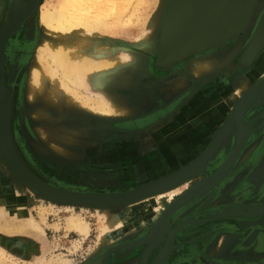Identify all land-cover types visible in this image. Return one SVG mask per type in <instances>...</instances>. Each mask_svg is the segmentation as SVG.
<instances>
[{"label": "rangeland", "instance_id": "1", "mask_svg": "<svg viewBox=\"0 0 264 264\" xmlns=\"http://www.w3.org/2000/svg\"><path fill=\"white\" fill-rule=\"evenodd\" d=\"M14 1L16 0H0V36L5 26L13 21ZM23 1L26 3L29 0ZM64 1L38 0L32 12L44 2L61 6ZM206 1L200 11L205 18L200 21L201 24L196 25L204 29L201 31L190 29L193 27L191 25L193 20L188 21L186 13L179 18L181 22L188 21L186 24H181L176 19L179 12L183 13V7H187L186 0H111L112 4L108 0H82L84 4L82 18L88 23L87 29L90 30L91 27L94 35L111 42L117 52L119 50L131 54V61L125 64L126 70L132 77L130 84L122 87L111 84L107 88L111 97L128 108L127 114L112 120L88 117L84 111L77 109H70L68 113L62 114L55 105L43 109L42 105L36 104L32 108L25 103L23 94L26 70L33 44L32 36L28 34L27 29L32 27L33 22L34 27L37 28L36 18L30 19V14L25 19L26 25L24 23L23 26L16 27L7 35L2 61L3 85L11 89L10 138L23 164L33 172L37 170L38 172L35 171L37 174L42 175L57 188L92 194L98 192L114 194L133 190L146 181L149 171L144 168V164L150 160L153 163L154 157L158 158L161 170L166 174L182 169L183 167L174 169L177 165L171 167L173 162L169 161L165 152L169 144L171 148H175L177 154L183 152L181 155L185 158V162L188 160L185 168L198 160L210 147L214 139L213 134L205 137V148L202 149L201 142L205 138L185 136L183 132L172 133L165 125L169 123V119L180 117L177 111L178 113L183 111L184 107H180L181 103L191 99L196 90L197 75L193 76L189 73L190 60L205 59L208 48L204 47L217 46L222 41L218 39L200 41L196 49L204 48L201 52L193 48L182 55L179 52L180 34L185 35V39L189 42L192 34L201 36L202 33L204 36L210 33L217 36V29L223 27V24L217 26L210 24L209 27L213 31L207 29L206 21L212 23L216 21L213 20L215 18L213 16L218 18L219 7L213 0ZM196 2L193 1L194 10L188 15L192 19L196 16ZM256 11L257 8L252 4L250 9L246 10L247 19L251 17L252 20ZM263 12L264 10L255 19L257 22L251 31V42L244 50L248 65L243 67L240 62L239 66L236 63L237 60L240 61L243 46H240L238 35H234L233 38L225 37L229 39L228 44L220 49L224 52L226 50L232 52L235 61H229L226 68L209 71L206 81L209 82L215 77L223 78L228 84V92L234 93L237 79L249 77L250 73L259 72L263 68L264 25L261 27L263 19L260 20ZM150 24L152 35L149 40H137L141 32ZM166 27L169 35L166 33ZM235 32L240 33L238 29H235ZM235 40L238 42H234ZM173 43L177 45H173L174 47L169 45ZM116 50L114 49L115 53ZM228 67L231 75H228ZM246 69L252 70L247 72ZM187 80V86L192 88V94L185 97L181 90ZM181 81L183 83L179 85ZM263 82L264 79L255 84V88L260 89L259 92L249 89L245 101L239 104L237 110L231 107L235 98L230 97L231 100L227 104H220L215 111L216 114L219 113L218 119L206 122L209 123L207 127L201 126L208 128L209 132L211 128H217L220 132L223 125L229 122L227 137H222L216 143V151L208 159L203 170L208 180L210 170L220 171L230 162L242 139L243 128L239 117L245 119L247 116L246 145L227 176L220 182H214L194 194L184 196L180 206L173 209L166 217L158 216L156 221L136 231L123 234L116 243L108 244L101 250H98L97 238L105 222L98 218L95 208L74 206L70 211L66 206L55 203L53 207L42 211L41 208L44 207H39L42 198L37 199V195L29 192L25 183L18 181L19 178L9 168L7 159L0 150V197L10 193L14 198L13 200L6 198L8 202L0 200V206L10 215H12L11 211L15 210L20 211L19 215L30 214L44 232V235L39 236L28 232L0 231V264H43L44 261L47 264L48 262L56 264L51 260L57 257L67 259L69 264H100L102 259H105L106 264H143L140 262L142 253L147 264H168V262L169 264H264V174H261L264 171V124L257 122L260 116L264 119ZM177 85L179 87L175 88ZM222 97L219 95L218 103H221ZM223 99L228 101L225 97ZM191 101L193 100H189L185 105ZM37 108L42 109L43 112L40 122L32 116V110ZM226 113L228 114L223 120ZM188 123L190 122L185 124ZM69 128L80 133L82 136L80 140L84 142L76 143L73 139H69L65 143V138L57 136ZM56 138L64 141L67 154L61 155L51 149L50 144ZM189 139L192 142L186 145ZM19 191L20 193H17ZM244 201L247 204L242 206ZM193 206V217L200 218L215 213H225L228 207L239 206L244 209L240 210L238 219L229 217L232 218L230 224H234V227L219 228L223 220L228 219L222 218L216 227L201 231L199 235L184 242L182 240L183 243L176 242L179 231H184L187 226L190 228L186 220L188 217L184 213ZM125 209L124 207L102 209V213L112 216L124 212ZM71 213L79 215L88 224L86 237L81 238L66 229L65 218ZM161 249L164 251L158 256Z\"/></svg>", "mask_w": 264, "mask_h": 264}, {"label": "bare ground", "instance_id": "2", "mask_svg": "<svg viewBox=\"0 0 264 264\" xmlns=\"http://www.w3.org/2000/svg\"><path fill=\"white\" fill-rule=\"evenodd\" d=\"M108 1L111 3V0ZM37 3L38 0L27 1L26 3L23 0L14 1L12 10L13 21L5 26V29L0 36V142L4 147L5 153L10 156L12 166H14V169L22 177H19L15 173L19 178L18 181L22 184L25 182L28 183L29 192L35 193L38 197L37 199L42 198V203L39 205V207H44L41 208L42 211L45 208L53 207V204L55 203L61 204L63 207L66 206L70 211L72 210L71 207L74 206H89L84 204H90L91 207L95 208L98 218H101L105 222L102 225L97 238L98 250H101L108 244L113 245L116 243L123 234L136 231L138 228L156 221L155 219L158 216L164 215L166 210L173 206L179 197L194 188L195 185H206L207 174L201 170H204L206 161L215 148L216 143L222 137H227L229 122L223 125L220 132H216L211 146L208 148L209 150L204 152V154L195 161L192 167L185 168L184 166H181L183 168L176 172L159 176L152 175L151 173L146 181L133 189L139 190L133 194H126L129 192L126 191L123 196L118 195L115 196L113 200H110L109 195L120 193L108 194L105 192H98L93 193L95 195L88 196V193L85 192H75L73 190L69 191L64 188L55 187L42 175L37 174L35 172L37 170L33 172L28 169V167L19 159L12 140L9 138L8 141L7 136L10 133L12 125L9 105L11 89L3 85L4 77L2 66L3 46L6 42L7 35L16 27L23 26L22 24L24 23L26 25L27 21L25 19L30 14L32 15H30V19H33L32 17L36 18L35 25L37 24V28L34 27L33 22L31 25L32 27L27 29L28 34L32 36L33 44L27 63V76L23 99L25 103L32 106V108H34L35 106L33 107V105L36 104L42 105L43 109L51 106L54 107L55 105L62 114L68 113L70 109H77L84 111L88 117L111 120L115 117L119 118L123 114H127L128 108L111 97L107 92V88L110 87L111 84H117L121 87L130 84L132 77L126 70L125 64L126 62L131 61L130 59L132 58L131 54H127L128 52L123 53L118 50V53L116 48H114L117 52L115 53L111 42L94 35L91 27L90 30L87 29L88 23L82 18L84 17V4L82 3V0H65L61 6L57 4H45L44 2L32 12ZM151 26L152 25L150 24L144 31H142L137 40L144 41L148 39L152 35ZM216 61L217 60L215 59L205 60L202 58L190 60L189 67L191 70L189 73L195 76L210 71L216 66ZM259 66L260 65H258V68ZM263 70L264 69L260 72L255 71L250 77L239 80L237 88L234 91L235 100L232 104L233 109L237 110L239 104L245 101L249 89H252L254 92H259L260 89L255 88V84L259 80L264 79ZM182 83L183 81H181L179 85H182ZM179 85L175 88L179 87ZM32 111V116L36 121L40 122L43 117L42 109L37 108ZM240 118V122L243 124L241 141L243 142L245 140V147L248 135L247 123L244 117L240 116ZM4 122H7L9 126L8 131L2 126ZM175 126L173 128H175ZM82 131L84 130L82 129ZM57 136L65 138V143L68 142L69 139H73L76 143L84 142V140H80V137H82L80 133H77L70 128L64 130ZM62 143H64L63 140L60 141V138H56V140L50 144V147L54 152L65 155L68 151L65 147V143ZM9 145L12 147L10 148ZM242 150L238 156H240ZM236 151L237 149L235 150V153ZM235 153H233V158ZM69 154L72 156L70 151ZM75 157H77V155ZM151 162V160L148 163L146 162L144 167L153 170L159 164L158 160L157 162ZM219 162L215 164V167ZM235 162L234 164H236ZM234 164L230 167L227 174L233 169L235 166ZM227 174H224L223 177H226ZM261 174L263 175L264 171H262ZM17 193H20V191ZM6 195L7 196L4 195V197H0V200L6 201L7 199H14L12 194L8 193ZM120 199L126 204L109 206ZM75 201L82 204H72ZM244 204H247V202L245 203L244 201L242 206H244ZM114 207H124L126 209L124 212H119L112 216L102 213V209ZM243 209L244 207L239 206H234V208L228 207L227 212L225 213H215L212 214V216L200 218L193 217V206V208H190V214L186 215V217H188L186 218L187 224L190 228L188 226L185 227L183 232H185V230H190L189 234H191V231L201 232L203 229L211 228L215 223H219L222 218L228 219L223 220L224 222L220 224L221 226H218L219 228H224L226 226L228 228L234 227V224H230L231 219L234 217L238 219L240 216V210ZM11 212L12 215L7 214L8 212L0 206V231H3L4 233L28 232L39 236L44 235L42 228L30 214H27V216L24 214L19 215V210ZM65 226L69 232H74L81 238L86 237L88 234V224L84 222L79 215L71 213L65 218ZM194 228L198 229L195 230ZM183 232L176 238V242L179 241V243H182L181 239L182 235H184ZM193 235L195 234H192V236ZM142 241L143 240H140V242ZM141 259L144 264H147L144 257ZM51 261L56 264H69L67 259L61 257L53 258ZM44 262L42 263L47 264V262ZM100 264H106L105 260H101Z\"/></svg>", "mask_w": 264, "mask_h": 264}, {"label": "crops", "instance_id": "3", "mask_svg": "<svg viewBox=\"0 0 264 264\" xmlns=\"http://www.w3.org/2000/svg\"><path fill=\"white\" fill-rule=\"evenodd\" d=\"M199 1H203V0H199ZM213 1H215L216 3H220V5H221V3L224 1H226L225 3H226V6H227V8H230V9H232V10H235V13L238 11V9H240V11H241V15H237L236 16V18H237V20H238V18H242L243 16H244V14L246 13V11L245 10H248V9H250V7H251V5L253 4V6L255 7V8H257V11L255 12V14L253 15V18H252V20L249 18V19H246L245 20V22H243L244 23V27H243V30L240 32V33H238V34H236V35H238L237 36V39L240 41L239 43H240V46H242L245 42H246V40H247V37L248 36H250V34H251V31H252V29H253V27L255 26V22H257V20H255V19H257L260 15H261V12L264 10V0H213ZM262 3V4H261ZM260 5V6H259ZM259 7V8H258ZM260 14V15H259ZM263 17H264V14H263ZM222 18V17H221ZM230 17H223L222 18V21H224V22H226L228 19H229ZM218 18H216L215 20V22H216V24L217 23H219V19L217 20ZM261 19H263L262 21H261V27H262V25H264V18H261ZM207 23L209 22V21H206ZM210 25V24H209ZM216 26V25H215ZM261 27H260V29H261ZM217 29V28H216ZM219 29V28H218ZM217 29V30H218ZM259 29V30H260ZM201 31H204V29L202 30V28L200 29ZM212 30V29H211ZM223 32L221 31H219L218 30V33H217V36H212V34H211V36H207V35H204V36H202V33H201V36H200V40H202V41H211V40H222L221 41V43L220 44H218L217 46H211V48H209V50H208V52H206L205 53V56H206V58H205V60L207 59V60H213V59H215V60H217L216 61V66L214 67V68H212L210 71H212V70H215V69H217V68H226L227 66H228V62L229 61H231V62H233V61H235V60H233V53L231 52H228V50H226L225 52L223 51V50H221L220 49V47H223V46H225V45H227L228 43H227V41H229V39L228 38H225V34L223 35L222 34ZM234 36V35H233ZM233 36H232V38H233ZM212 38V39H211ZM234 42H238L237 40H235ZM227 43V44H226ZM218 52V53H217ZM226 53H228V54H226ZM212 54V55H211ZM224 54V55H223ZM210 55V57H207V56H209ZM260 56H261V54H260ZM246 57V52H244L243 51V53H242V56L239 58L240 59V61H238L237 60V65L239 66L240 64H242L243 65V67H244V65L248 62V58H245ZM233 60V61H232ZM239 62H240V64H239ZM246 67V66H245ZM234 68H235V70L237 69L235 66H234ZM233 69V68H232ZM262 69H264V68H262ZM262 69H260V71H262ZM258 71V70H257ZM259 71V72H260ZM264 71V70H263ZM228 75H231V71H229V67H228ZM207 73H209V71H207V72H203V73H200L199 75H197L196 77H198V76H200V75H204V74H206L207 75ZM210 73H212V72H210ZM232 74H234V73H232ZM253 74V73H252ZM205 75V76H206ZM235 75V74H234ZM251 76V73H250V75H249V77ZM242 78H248V76H245V77H241L240 79H242ZM216 79V78H215ZM214 79V80H215ZM240 79H237L236 81H237V85H238V83H239V80ZM217 80V79H216ZM215 80V81H216ZM220 80V79H219ZM222 80H224V79H222ZM221 81V80H220ZM220 81H218V84L220 85L221 83H223V82H220ZM225 81V80H224ZM224 84H226V83H224ZM222 93V91H220L219 92V94H221ZM207 95V93H205V92H202V93H200V94H196V96L194 97V100H193V104H191L190 105V107H187V108H184L183 109V111H186V114H188V117H187V120H189V121H191V125L192 126H194V127H196V129H199V130H203L204 132L205 131H207L208 130V128H206L207 126H208V124L206 123L207 122V120H209V118H210V116H209V114H211V111H210V106H207L206 107V109H207V111H206V113L204 112V114L203 113H201V115H199V116H201V118H199L198 117V115H196V114H192L191 116H189L190 114H191V112H193V111H198V110H200V109H198V107H200L199 105H198V102H199V100L200 99H202L203 97H205ZM221 97H222V95H220ZM223 97H225L228 101H226V100H224L223 99ZM222 97V100L220 101V102H223V104H227V102H229V100H231L230 99V97H232L233 99L235 98V96H234V93L232 92V91H229V92H226L225 93V96H223ZM221 99V98H220ZM233 104V103H232ZM214 110H212V112H213ZM179 111H177V115H180V117L178 116L177 118H173L172 120L171 119H169L170 121H169V123H166V129H168L169 130V132H172V133H175V132H182V131H185V130H187V129H191V128H194V127H190V125H186L185 123H182L180 120L182 119V112H180V113H178ZM227 114V113H226ZM180 118V119H179ZM193 120H195V122L193 123ZM205 122V123H204ZM176 125V126H175ZM175 126V128H173ZM201 126H206V127H201ZM198 127V128H197ZM213 130V131H212ZM174 131V132H173ZM212 131V134L216 131V129H210V132ZM208 132H209V130H208ZM205 135H207V134H203L202 135V137L203 138H205L204 136ZM215 135V133L213 134V136ZM208 136V135H207ZM190 141H187L185 144L186 145H189L192 141H191V139H189ZM207 141H208V139H207ZM206 143V138L201 142V148L203 149V148H205V144ZM201 149V150H202ZM165 151V150H164ZM166 154H167V156L169 157V161L170 162H173L172 163V165H171V167L173 168L174 166H176V167H174V169H177V168H180L181 166H184L185 164H187V162H188V160L185 162V158L184 157H182L183 155H181L183 152H178V154H177V152H175V148L174 147H170V144L166 147ZM180 154V155H179ZM185 156V155H184ZM155 158V162H157V160H158V158L157 157H154ZM175 161H177V162H175ZM145 169H147L148 171H149V174H148V178L150 177V175H151V173H152V175H164V174H166L165 172H164V170H161V164L159 163L158 165H157V167L156 168H154L153 170L151 169V170H149V168L148 167H144ZM190 212H191V210L189 209L186 213H184V215H188V214H190ZM218 225V223H215V225H213L212 227H216ZM211 227V228H212ZM195 230H197L198 228H194ZM207 229H209V228H207ZM193 230V229H192ZM204 230H206V229H203L202 231H204ZM189 231L190 230H185V232H183V231H179V233H178V235L176 236V238L178 237V236H180L179 234H181L182 232L184 233V235H182V239L181 240H183V242L185 241V240H189V239H191V238H193V237H195V236H197V235H199V232H192L191 231V234H189ZM192 234H195V235H193L192 236ZM175 241H176V239H175ZM182 242V243H183Z\"/></svg>", "mask_w": 264, "mask_h": 264}, {"label": "water", "instance_id": "4", "mask_svg": "<svg viewBox=\"0 0 264 264\" xmlns=\"http://www.w3.org/2000/svg\"><path fill=\"white\" fill-rule=\"evenodd\" d=\"M29 1H31V0H29ZM37 1V0H36ZM181 1H184V0H181ZM193 1H197V0H186V2H187V4H186V6L187 7H183V13L181 14L182 16H184L185 15V13H186V15H187V20L188 21H190V20H193V22L191 23V25L193 26V27H191L190 29L192 30V29H201V28H199V27H196V25H198V24H201V20H203L204 18H205V16H203V15H201V13H200V11H201V9H203V8H201V6H202V4H205V2H207L206 0H203V1H197L196 3H197V6H196V8H195V10H196V16L192 19V17L191 16H188L191 12H192V10H194L193 8H192V3H193ZM226 2V1H225ZM224 1L221 3V5H220V3H215L216 4V6H218L219 8H217V16H218V18H219V23H217L216 24V22H214V23H212V22H208L207 24H216V26L217 25H222L223 24V27L222 28H219L218 30L221 32H223L222 34L224 35L225 34V37H230V36H233V35H236V34H238L237 32H235V29L237 30L238 29V32H241L242 30H243V27L245 26L244 25V23L243 22H245V20L247 19V15H248V12L247 13H245L244 14V16L242 17V18H238V20H237V18H236V16L237 15H241V11H240V9H238V11L235 13V10H232V9H230V8H227V6H226V3H225ZM183 3V2H182ZM36 6V5H35ZM220 10H221V12L223 13H220ZM226 10V12H224ZM216 11V10H215ZM246 11V10H245ZM237 14V15H236ZM221 15V16H220ZM230 17L226 22H224V21H222V18L223 17ZM191 17V18H190ZM213 17H215V18H213V20L214 19H216V16H213ZM222 17V18H221ZM188 21H183V22H181V24L183 23V24H186V22H188ZM204 23V21L202 22V24ZM214 27V26H213ZM190 30V31H191ZM201 34V33H200ZM263 84H264V82H263ZM6 107V106H5ZM7 108V107H6ZM240 117H239V121H240ZM3 124V123H2ZM240 124H242L241 122H240ZM3 126V128H5L7 131L9 130V126H8V124H7V122H4V124L2 125ZM242 126V128H243V124L241 125ZM7 134H8V132H7ZM8 141H9V138H10V133L8 134ZM11 139V138H10ZM1 141V140H0ZM11 141V140H10ZM11 143V142H10ZM244 144H245V140L242 142L241 141V143H240V145H239V147L237 148V151H236V153L234 154V158H233V155H232V158L230 159V162L225 166V168L224 169H222V170H220V171H217V172H215L208 180H207V182H206V185H204V186H195L194 188H192L191 190H189L188 192H186L185 194H183L181 197H179L178 198V200L176 201V203L175 204H173V206H171L170 208H168L167 210H166V212L164 213V215H162L163 217H166L173 209H175L176 207H178L179 205H180V202L182 201V199L184 198V196H186V195H188V194H194L195 192H197V191H199V190H201V189H203V188H205V186H209L210 184H212V183H214V182H219L221 179H222V177L224 176V174H227V172H228V170L230 169V167L234 164V162H235V160H236V158L238 157V155H239V153H240V151L242 150V148L244 147ZM11 145V144H10ZM9 145V146H10ZM211 146V145H210ZM216 146H217V144H216ZM216 146H215V148L213 149V151H212V153L210 154V156H209V158L210 157H212L213 155H214V153H215V151H216ZM12 146H10V148H11ZM210 148V147H209ZM0 150H1V152H2V154L6 157V159H7V164H8V166H9V168L11 169V170H13L19 177H21L18 173H17V171L14 169V166H12V164H11V160H10V156L8 155V154H6L5 153V150H4V147L2 146V143L0 142ZM209 149H207L206 150V152L208 151ZM208 158V159H209ZM208 161V160H207ZM206 161V162H207ZM231 161H232V163H231ZM195 163V162H194ZM194 163L193 164H191L190 166H188V167H192L193 165H194ZM202 172H203V169L201 170ZM22 178V177H21ZM26 183V182H25ZM27 184V186H29V184L28 183H26ZM137 191H139L138 189L137 190H131V191H129L128 193H126V194H130V193H135V192H137ZM125 193H120V194H114V195H109L110 196V200H113V198L115 197V196H118V195H124ZM88 196H92V195H95V194H92V193H88L87 194ZM96 196H99V195H96ZM72 204H82V203H77V201H75L74 203H72ZM123 204H126L123 200H119V201H117L116 203H114V204H111V205H109V206H120V205H123ZM84 205H89V206H91L90 204H84ZM93 206V205H92ZM103 206H105V205H103ZM170 233H171V231H170ZM171 240H172V237H171ZM163 251H164V249H161L160 251H159V255L158 256H161L162 255V253H163ZM142 257H144V253H142L141 255H140V262L141 263H143V261H142ZM103 260V259H102ZM105 260V259H104ZM144 264V263H143ZM153 264H155V263H153Z\"/></svg>", "mask_w": 264, "mask_h": 264}, {"label": "flooded vegetation", "instance_id": "5", "mask_svg": "<svg viewBox=\"0 0 264 264\" xmlns=\"http://www.w3.org/2000/svg\"><path fill=\"white\" fill-rule=\"evenodd\" d=\"M180 16H181V13L179 12L178 15H177V17H176V19H178V21H179ZM261 18H264V17L261 16ZM261 18H260V20H261ZM179 22H181V20ZM209 26L210 25L208 24L207 29H212ZM165 30H166L167 35H169V30L167 29V27H166ZM166 33H165V35H166ZM206 35L207 36H211L210 33L209 34H206ZM212 36H214V35H212ZM253 36H254V34H253ZM251 39H252V33L250 34V36L247 37L246 42L243 44V46H242V53L246 49V47L250 44ZM200 41H202V40H200V36H197V35L192 34L190 36V39H189V42H188L185 39V35L183 36V34H180V38L178 39V46H179L180 51L179 50L178 51L182 55L183 53L189 51L191 48L196 49L198 47V45L201 43ZM169 45L172 46V47H174L173 45L176 46L177 44L173 43V44H169ZM204 48H208L207 49V51H208L209 48H211V47H204ZM204 48L201 47V49H198V50L196 49V51L197 52H199V51L201 52L202 50H204ZM248 63L249 62H247L245 64V66L248 65ZM246 70L248 72L249 69H246ZM251 70L252 69H250L249 72ZM204 77H206V78H204ZM207 77H208V75H206V76L200 75L197 78L194 77L195 79H197V84H196V87H195L196 90L194 91L193 96L190 97L191 99H189V100H194V97L196 96V94H200L202 92L207 93V95L205 97H203L202 99H200L199 102H198V105L200 106V107H198V109H200V110L191 112V114L189 116H191L192 114H196V115H198L199 118H201V116H199V115H201V113L204 114V112L206 113V111H207L206 107L211 105L210 106V108H211L210 109L211 114H209L210 118H209V120H207V122L208 121L209 122H212V121H216L218 119L219 113L216 114L215 111L218 110L220 104H223V102L218 103V100L217 99H218L219 95H222V96L225 95V93L228 92L229 87H228L227 82L224 81V80H222L223 78H219L221 80L220 81L219 79H217L215 77L217 79V80L215 79L216 81L213 79V80H210L208 82V80L206 81ZM218 81L223 82V83H221L219 85L218 84ZM187 83H188V80L186 81V83H184V85L182 86V90H181V92L183 93L182 95L184 96V94H185V97H186V95H188L190 93L192 94V88H190L189 86H187ZM224 83H226V84H224ZM220 91H222L221 94H219ZM189 100H187L186 102L181 103L180 107L181 108H183V107L184 108L190 107V105L193 104L194 102L191 101L189 104L185 105V103L189 102ZM231 107H232V105H231ZM212 110H214V111L212 112ZM181 112H182V119L180 121L182 123H183V121H184V123L190 122L187 125H190V127H194V126L191 125V121L187 120L188 114H186V111H181ZM226 116H227V114H225L223 120H225ZM245 117H246L245 120L247 121L248 118H247V116H245ZM194 121L195 120H193V122ZM257 122H261V124H264V119L260 116L257 119ZM207 124H209V123H207ZM140 126H142V125H140ZM216 131H217V128H216ZM252 131H254V130H252ZM182 132L185 133L184 134L185 136H187V135L193 136L194 135V136H201L202 137L203 134H207L208 136L209 135L212 136V132L210 133V132H208V130L204 132L203 130L196 129V127L191 128V129L189 128V129H187L185 131H182ZM207 135H205L204 137H208ZM184 166H186V164ZM210 171L211 172H208L210 174L208 178H210L215 173V171L213 172V170H210Z\"/></svg>", "mask_w": 264, "mask_h": 264}]
</instances>
